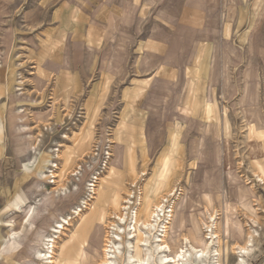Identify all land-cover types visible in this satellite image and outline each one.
Masks as SVG:
<instances>
[{"label":"rangeland","instance_id":"obj_1","mask_svg":"<svg viewBox=\"0 0 264 264\" xmlns=\"http://www.w3.org/2000/svg\"><path fill=\"white\" fill-rule=\"evenodd\" d=\"M146 1L172 11L181 0ZM203 4L193 21L198 32L179 33L182 43L187 38L205 46L201 61L187 46L179 73L137 78L134 45L147 36L134 34L131 12L127 29L111 20L89 36L87 18L94 26L101 21L90 7L84 19L74 20L84 33L65 35L73 24L55 19L54 0H0V264H37L41 236L58 216H76L90 162H96L92 154L108 145L110 163L96 189L106 190L103 202L95 194L91 210L81 209L64 230L55 246L58 264H77L82 224L102 208L104 222L86 248L92 261L99 260L110 207L119 213L126 195L132 192L135 201L139 191L138 212L146 219L162 196L167 204L180 197L182 223L168 232L172 253L181 234L203 241L209 195L220 264H237L233 250L250 234L252 252L243 261L264 264V0ZM172 21L175 28L189 26L187 18ZM160 22L143 18V31ZM199 62L207 74L193 80ZM25 203L36 211L22 228ZM11 230L16 235L2 251ZM198 240L191 241L202 247Z\"/></svg>","mask_w":264,"mask_h":264},{"label":"bare ground","instance_id":"obj_2","mask_svg":"<svg viewBox=\"0 0 264 264\" xmlns=\"http://www.w3.org/2000/svg\"><path fill=\"white\" fill-rule=\"evenodd\" d=\"M256 177L262 180L259 173L256 174ZM137 193L135 201L132 200L134 198L132 192L126 195L119 213L116 211L115 207H110L112 211L108 218L106 217L108 221L104 227L106 231L101 245L100 259L93 261L91 260L93 255L89 252V248L88 250L86 248L89 247V239L92 233H94L95 227L104 221L98 214L102 212V208L99 209V211L93 210L90 212L88 218L82 224L83 233L81 241H83V244L77 251V264H206V260L208 259L210 260L209 264H220L218 260L219 236L217 235L216 227L217 218L214 215V210L213 212L208 210L212 205L209 195H206L205 198L208 207L207 211L204 209L206 217L201 223L206 228L203 241L198 237L192 236V238H190L186 234H181L179 245L176 251L172 253L173 248L168 241V232L171 227L177 226V224L180 226L182 223V221H180L183 220L182 218L177 219L178 207L176 206L180 197L178 196L172 203L167 204L168 199L165 195L162 196L158 203L153 205L146 219L139 215L138 211L142 205V196L140 191ZM105 194L106 190L102 189L101 193H99L98 189L94 200L98 199L100 202H103ZM167 194L171 195L173 193L171 191ZM180 194L181 193H179V195ZM93 203L94 201H92L88 208L89 210H91ZM226 205L228 206V203H226L225 206ZM227 206L226 208H228ZM35 211L36 206H34V204L25 203L20 206V212L23 213L21 221L22 228H25V225L32 220ZM80 212L81 209L76 211L75 217H71L69 213L58 216L51 225L49 231L41 236L38 242V248L34 250L33 256L37 264H58L55 246L58 240L61 239L64 230L70 226L72 220L83 214V212ZM225 225L227 232L229 227L227 219ZM15 235L16 232L12 231L9 236H7V239L5 238L6 240L1 244V246H3L2 251L6 248L5 244L7 240L14 239ZM252 236L253 234H250L244 245H238V247H235L237 250H233L239 254L237 264H245L243 261L244 255L248 254V252H252L249 245ZM132 239H135L137 247L132 244ZM191 240H198L203 246L197 247ZM1 255L5 259L8 258L2 253ZM66 255H68V253H66ZM15 262L18 264H26L20 261Z\"/></svg>","mask_w":264,"mask_h":264},{"label":"crops","instance_id":"obj_3","mask_svg":"<svg viewBox=\"0 0 264 264\" xmlns=\"http://www.w3.org/2000/svg\"><path fill=\"white\" fill-rule=\"evenodd\" d=\"M55 9L54 17L60 22H64L70 25L69 29L65 31V35H77L82 30V24H75V19H84L85 16L90 12V7L95 8V11L99 13L100 25L96 26L89 23L91 18H87L86 34L93 35L98 32L99 29H106V24L110 23L111 20H116L118 29H127V15L128 12L132 13V20L134 22L130 25V28L134 30L136 35H146V38L137 39L134 45V50H136V64L138 65L137 78L144 75H151L153 72L173 76L175 73H179V67L184 58V51L187 50V46L190 47V51H205V46L202 48L200 43H188L180 41V32H185V35L191 33H197L198 27L195 26L193 21L199 16V11L203 10V0H181L180 3L176 4L175 9L172 11H167L166 9L154 6L155 3L144 2V0H54ZM132 2V5L130 4ZM134 3V8H133ZM98 15V16H99ZM149 17L160 18V24L148 23L150 28L145 32L143 31V18ZM131 18V17H130ZM186 19L189 26H184L183 29L175 28L172 23L177 21H172V19ZM119 20V23L117 22ZM90 25L94 26L90 28ZM123 26V27H122ZM148 26V25H147ZM147 28V27H146ZM178 31V33L176 32ZM121 33V31L119 30ZM84 33V30H82ZM136 48V49H135ZM200 53V52H199ZM203 55L199 54V60L201 61ZM191 65V64H189ZM199 67L195 69V76L193 80L200 78L207 74L206 69L201 67L203 63L199 62ZM176 68H178L176 70ZM186 68V67H185ZM191 68V69H190ZM190 74L189 82H192V67L189 66ZM186 76V75H185ZM163 77V76H162ZM137 80V79H136ZM146 80V79H145ZM73 82L72 79L70 83ZM146 82V81H144ZM71 88L73 83L70 84ZM141 89V88H140ZM68 90V91H69ZM133 92H137L139 87L134 86ZM136 97V96H135Z\"/></svg>","mask_w":264,"mask_h":264},{"label":"built area","instance_id":"obj_4","mask_svg":"<svg viewBox=\"0 0 264 264\" xmlns=\"http://www.w3.org/2000/svg\"><path fill=\"white\" fill-rule=\"evenodd\" d=\"M95 156H97V158H95ZM110 157L111 154L109 151V145L103 152L101 151L100 153H97L96 150H94L92 158L96 159V162H90V167L87 172V189L85 192V197L82 200L81 206L78 208V210H84L85 208H88L89 202L93 199L94 195L96 194V189L98 186L97 184L99 183L100 178L103 176L104 172H106L109 166ZM76 173L79 174L78 171Z\"/></svg>","mask_w":264,"mask_h":264}]
</instances>
